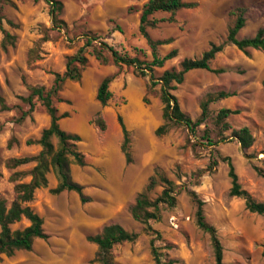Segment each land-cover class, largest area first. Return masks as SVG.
I'll return each mask as SVG.
<instances>
[{"label": "rangeland", "instance_id": "rangeland-1", "mask_svg": "<svg viewBox=\"0 0 264 264\" xmlns=\"http://www.w3.org/2000/svg\"><path fill=\"white\" fill-rule=\"evenodd\" d=\"M60 1L64 3L60 19L66 28L55 27L46 0H0V91L8 105L7 110L0 106V196L9 202L15 195L11 175L24 172L22 180L29 181L34 163L11 170L7 161L37 155L41 146L36 141L50 124V116L37 98L33 109L22 99L29 96L30 86L51 88L54 74L65 71L68 58L91 33L98 39L96 44L105 42L143 61L153 59L139 31L142 10L149 0ZM184 1L197 6L178 11L175 22L166 12L150 18L157 21L156 26L148 27L150 37L172 40L159 47V54L178 50L177 57L164 67L143 76L133 66L116 64L108 50L104 55L109 61L102 63L90 49L81 81L64 83L58 96L61 100L55 98L54 102L59 114L69 113L61 120V127L82 137L79 149L87 165L73 164L72 177L85 187L91 201L82 204L75 192L51 193L58 184L51 171L49 186L39 189L31 203L44 219L48 239L36 240L31 251L0 254V264H98L94 262L98 247L88 237L111 224L140 234L134 242L115 245V264H155L151 248L154 235L133 219L130 208L157 172L177 185L176 206L163 207L160 220L150 222L161 235L156 245L164 259L177 264L216 263L211 236L197 225L198 204L192 195L196 193L204 202L207 222L217 229L223 264H264V217L249 212L242 198L230 195L232 180L224 161V157H231L242 187L264 203V177L256 170H264V52L253 48L241 51L225 44L212 62L213 69L223 72L193 70L186 74L174 94L183 112L193 120L200 118L203 102L210 94L230 95L209 105L211 117L196 134L164 119L159 82L164 71L179 70L184 59L200 58L212 44L225 43L235 20L231 12L239 7L246 9V24L238 38L254 37L264 29V0ZM3 29L16 37L14 45L6 50L1 45ZM106 77H112L113 98L102 106L96 94ZM222 108L239 113L227 119L230 129L219 133L213 119ZM118 115H122L130 133V162L122 151L124 137ZM99 116L106 123L105 131L94 122ZM163 125L167 129L157 135ZM243 127H248L255 139L248 150L231 136L232 131ZM206 129H210L214 141L222 142L210 145L204 136ZM53 143L58 145L56 138ZM162 190L158 185L150 197H158ZM28 225L24 220L13 228Z\"/></svg>", "mask_w": 264, "mask_h": 264}, {"label": "trees", "instance_id": "trees-1", "mask_svg": "<svg viewBox=\"0 0 264 264\" xmlns=\"http://www.w3.org/2000/svg\"><path fill=\"white\" fill-rule=\"evenodd\" d=\"M51 8V16L53 24L56 28H66V23L60 19V14L64 9V3L60 0H46ZM197 6L195 2H186L184 0H149L142 10L139 31L146 38L148 45L152 50V61H143L138 56H131L128 53H121L113 46L105 42L96 44L97 37L87 34L84 38V45L72 56L68 58L66 69L63 73H55L54 84L51 88L45 86H30V94L22 99L27 102L31 109L34 108V99L37 98L47 110L50 116V124L42 132V135L36 143L41 146V151L32 157L11 158L7 161V167L11 170L34 163V167L29 172L30 180L23 181L24 172L15 171L11 175V181L15 183L14 198L9 202L6 198L0 196V254L8 256L13 255L16 251H31L36 240H47L48 235L44 230V219L32 207L31 203L35 200L36 192L39 189L49 186V174L54 172L58 184L51 189V193L59 195L63 192H75L79 195L81 203L87 204L91 198L85 194V187L76 182L72 177V165L80 167L87 165L86 156L79 149V143L82 137L77 133H70L61 127V120L68 118L69 113L59 114V110L55 105L54 99L59 98V93L63 89L66 81L80 82L83 72L89 63L88 50L91 49L92 54L102 63L109 61L104 52L108 50L116 64L133 66L143 76L148 72H153L155 68L164 67L165 63L174 59L178 55V50L173 49L168 54L161 56L159 47L170 44L168 40H153L148 32L149 26H156L157 21L150 19L155 13L166 12L172 15L171 22H175L174 15L182 9H193ZM246 9L239 7L231 12L235 17L233 25L229 29L227 41L223 44H212L210 49L202 54L200 58H186L180 64L179 70H166L160 78L161 99L165 105L164 119L167 122L186 126L192 133L196 134L197 129L206 123L211 117L209 105L217 100L224 99L230 95L225 92L218 94H210L203 102L202 113L200 118L193 120L190 116L183 112L181 105L174 91L177 86L182 84L187 73L193 70H207L214 73L223 72L220 69H213L212 62L217 55L223 51L225 44H233L239 50L246 51L248 48L261 50L264 52V29H260L252 38L239 39V32L245 27ZM0 25H3V18L0 16ZM4 38L2 40V48L7 49L14 45L16 37L3 29ZM112 77H106L98 87L96 99L102 106H107L113 98L110 90ZM152 82V85H155ZM59 100H61L59 98ZM1 109L7 110L8 105L0 91ZM238 110L222 108L213 122L219 133H224L230 129L227 119L234 114H238ZM102 131L106 130V123L101 116L94 121ZM118 122L122 129L124 141L122 151L124 152L127 162H130V133L126 127L122 115H118ZM167 129L166 125L159 127L156 131L157 135H161ZM210 129H206L204 136L210 145H217L220 141H214L211 138ZM233 138L237 139L243 150H248L254 143V136L248 127H243L232 131ZM53 138H56L58 145L55 146ZM223 137L222 139H224ZM229 165V176L232 180L230 195L242 198L245 201L246 209L251 213H256L264 217V203L259 202L245 190L236 172V168L231 157H224ZM0 157V177L3 173L1 170ZM257 172L264 177V170L256 168ZM158 185L163 186L161 194L156 198H151L150 193L155 190ZM177 185L169 179L165 174L157 172L150 179L145 191L140 193L135 204L130 208V212L135 221L144 225L145 232L154 235L151 240L152 255L155 264H177L175 260H167L163 258L160 248L156 245V241L160 238L159 231L155 230L150 224L151 221H158L161 218L163 207L173 208L177 203ZM195 198L198 209L196 213L197 225L200 229L207 232L211 236L212 244L215 250L216 263L223 264V246L218 237L217 229L207 222L204 213V202L197 198L196 193H192ZM28 221L29 225L22 229H14L13 226L22 221ZM140 234L126 230L120 224H111L103 228L102 232L88 237V241L97 245L98 250L94 262L98 264H115L113 249L115 245L124 242H134L139 238Z\"/></svg>", "mask_w": 264, "mask_h": 264}]
</instances>
